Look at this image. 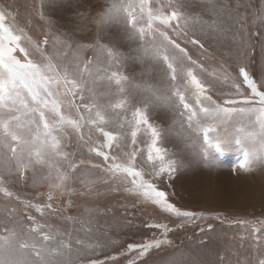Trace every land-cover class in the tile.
I'll use <instances>...</instances> for the list:
<instances>
[{
  "label": "snow or ice",
  "instance_id": "1",
  "mask_svg": "<svg viewBox=\"0 0 264 264\" xmlns=\"http://www.w3.org/2000/svg\"><path fill=\"white\" fill-rule=\"evenodd\" d=\"M192 7L189 0H108L89 19L70 0H33L21 21L19 8L0 3V193L8 201L0 213V264H121L106 253L91 257L114 243L113 230L133 227L126 205L123 212L96 205L65 214L74 193L99 197L98 184L177 218L179 227L207 215L172 202L184 160L162 146L164 130L150 119L154 105L131 95L129 61H148L159 75L160 89L147 82L137 88L180 117L179 134L190 138L200 165L218 168L220 155L236 151L233 174L264 169V0H200L199 12ZM91 24L95 38L78 39ZM84 148L99 158L89 161L87 174L86 161L76 159ZM13 185H46L47 192L35 193L46 200L22 198ZM46 213L73 227L54 228ZM142 223L160 236L128 244L121 255L136 256L127 264H145L151 250L169 243L168 224ZM236 223L264 241V219Z\"/></svg>",
  "mask_w": 264,
  "mask_h": 264
},
{
  "label": "rangeland",
  "instance_id": "2",
  "mask_svg": "<svg viewBox=\"0 0 264 264\" xmlns=\"http://www.w3.org/2000/svg\"><path fill=\"white\" fill-rule=\"evenodd\" d=\"M33 0H0V3L13 5L19 8V20L23 21L25 6L32 3ZM108 0H70V3L79 7L80 11L88 12L89 19L94 17L100 11ZM193 5L190 9L193 12L200 11V0H189ZM259 6L260 0H251ZM109 31H115L111 29ZM96 35V26L91 24L89 31L78 33L77 38L84 42L94 39ZM129 53V48L125 45L122 49ZM135 55V53H130ZM219 55V53H217ZM258 70V69H257ZM126 74L130 78L131 95L138 101H150L154 106L149 109L150 119L164 130V140L162 146L170 152L177 154V158L184 160V167L180 170L174 181V190L177 193L172 197V202L178 207L189 211L204 212L205 218L197 220L192 224H185L179 227L180 221L175 217H167L154 206L137 202L133 197L123 191H106L104 185L98 184L99 197L93 193L92 197H86L74 193L71 196L73 207L65 214L77 216L84 207L96 205H111L119 208L123 212L121 205H126L129 218L133 221V227H123L111 232L112 241L103 251H97L91 258L105 259V253L111 256H117L121 264H127V261L136 256L135 252H128L121 255L123 249L130 243H141L152 239L153 236H160L157 229L145 228L142 222H160L169 225L170 231L166 239L169 243L162 245L160 249H153L143 258L145 264H167L168 261L175 259L181 264H228L239 260L241 264H258L260 259H264V241L261 234L256 237L249 236L245 230L239 226L238 219H264V169H258L251 174H233L231 166L238 158V152L232 151L219 156L221 166L209 170L200 165L192 151L193 144L186 143L190 138L187 135L183 137L179 134V119L169 107L158 101V97L146 92L143 88H137L138 84L147 82L155 89H160L162 81L159 75L150 66L148 61L143 64L137 61H129L126 68ZM130 135V133H129ZM138 133V141L141 139ZM75 141H73V148ZM131 144H129V150ZM187 153V157H185ZM77 160L84 159L86 164L81 166L84 174H87L91 163H96L99 158L89 155L86 148L82 153H78ZM223 173V174H222ZM217 180V181H216ZM232 181V182H231ZM73 187L77 193L83 190L79 180ZM11 190L20 194L22 198L32 199L33 202L46 200L45 197H36L35 193H45L47 186L39 189L25 188L22 185H13ZM68 197H64L66 203ZM8 201L0 193V213L3 212ZM57 206L63 207L57 201ZM221 214L222 220L215 219V214ZM38 218L39 214L34 213ZM226 218V219H223ZM45 219L54 228L69 230L73 225L65 224L58 214L49 216L47 213ZM104 223L103 219L99 220ZM211 225V229H209ZM79 228V224L75 225ZM96 227V225H93ZM203 229V231H201ZM102 230V229H101ZM164 238V237H160ZM139 264V261H138Z\"/></svg>",
  "mask_w": 264,
  "mask_h": 264
},
{
  "label": "bare ground",
  "instance_id": "3",
  "mask_svg": "<svg viewBox=\"0 0 264 264\" xmlns=\"http://www.w3.org/2000/svg\"><path fill=\"white\" fill-rule=\"evenodd\" d=\"M223 174V173H222ZM217 181V180H216ZM232 182V181H231Z\"/></svg>",
  "mask_w": 264,
  "mask_h": 264
}]
</instances>
